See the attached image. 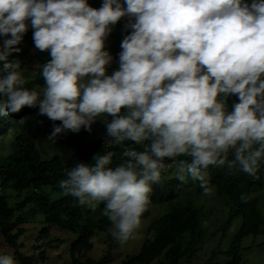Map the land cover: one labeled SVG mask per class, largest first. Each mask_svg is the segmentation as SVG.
<instances>
[{
  "label": "clouds",
  "instance_id": "9594fccd",
  "mask_svg": "<svg viewBox=\"0 0 264 264\" xmlns=\"http://www.w3.org/2000/svg\"><path fill=\"white\" fill-rule=\"evenodd\" d=\"M124 18L118 68L109 72L106 41ZM29 28L35 49L50 56L34 69L43 85L32 87L20 62L9 61ZM0 38V117L38 108L60 122L49 140L91 132L101 120L105 145L122 146L119 164L113 151L99 152L58 182L80 206L102 203L120 244L135 238L165 160L178 180L205 190L210 167L227 163L256 178L264 164V0H102L99 8L0 0ZM0 264L18 261L0 253Z\"/></svg>",
  "mask_w": 264,
  "mask_h": 264
},
{
  "label": "trees",
  "instance_id": "16d2710c",
  "mask_svg": "<svg viewBox=\"0 0 264 264\" xmlns=\"http://www.w3.org/2000/svg\"><path fill=\"white\" fill-rule=\"evenodd\" d=\"M88 3L93 8H99L102 0H88ZM126 22V18L119 21L106 41L107 50L117 61L120 43L127 34L124 31ZM2 43L3 38H0V44ZM23 46L25 49H21ZM18 47L21 51L13 53L9 61L20 62L21 68L25 69L29 77L28 87L43 85L38 70L28 68L25 60L32 54L39 64H43L50 56L47 52L35 49L31 28ZM117 68L118 64H114L108 71ZM235 100L236 97H232L229 103ZM54 123L60 122H53L46 116L39 115L38 108L25 107L19 113L0 117V191L16 192L19 198L18 202L11 205L9 195L0 193V234L14 249V258L18 264H36L31 255H25L21 251L23 244L19 243L26 232L23 225L32 222L45 225L42 232L44 237H50L53 227L77 235L69 249L70 264L105 263L111 259V248L115 246L116 240L109 234L111 224L106 216L98 221L92 219L95 213L103 212L104 205L101 203L94 210L80 206L75 197L61 195L58 182L65 178L66 169L77 162H91L99 152L103 154L113 151L116 154L113 165L119 164L122 146L105 145V126L102 123L96 129L92 127L91 132L81 129L79 133L68 131L58 134V137L69 141L71 145L65 152L52 155L48 148L53 147V141L49 140L48 135L52 132ZM126 143L138 151L142 150L141 145ZM181 158L187 159H177ZM232 158L229 153L228 159ZM165 163L167 170L162 172L161 181L152 186L151 203L141 219L150 215L154 205L170 203L171 209L151 223L139 254L126 256L120 264H180L204 234L200 211L193 198L207 195L213 189L217 196L224 198L229 207L223 230H228L235 219H242V226L228 251L234 255L228 264H240L243 258L239 249L243 239L260 233L264 224V217L259 209L260 199L257 198V195L264 192V164L260 165L256 178L235 167L229 168L227 163L210 167L206 175L208 184L205 190L199 181H193L190 177L185 181L178 180L176 168L172 170L176 165L170 160H165ZM168 170L171 171L167 172ZM46 189H51L56 194H51ZM242 195L244 199L241 198ZM98 233L108 237L110 247L101 261L96 262L84 256L93 249L94 237ZM214 256L215 253L212 257Z\"/></svg>",
  "mask_w": 264,
  "mask_h": 264
},
{
  "label": "rangeland",
  "instance_id": "374dc122",
  "mask_svg": "<svg viewBox=\"0 0 264 264\" xmlns=\"http://www.w3.org/2000/svg\"><path fill=\"white\" fill-rule=\"evenodd\" d=\"M21 49H25V46ZM25 61L28 68L37 71L34 69L39 63L32 57V54H29ZM114 64H118V61L115 59H113L112 65ZM102 123L101 120H97L92 127L96 129ZM52 141L53 147L48 148L50 154L65 152L68 150L67 147L71 145L69 141H64L62 137L58 136ZM175 168L172 167V170ZM169 171L171 170L167 172ZM46 190L51 194H56L52 193L51 189ZM2 192L9 195V203L11 205L18 202L19 198L16 192L9 190H2ZM2 192L0 191V193ZM257 198L260 199L259 209L264 217V192L257 195ZM193 199L195 206L200 211V221L204 234L195 242L194 250L191 251L190 255L184 257L180 264H228L234 257L228 251L231 249L232 243L242 226L241 217L235 219L228 230H223L227 222L229 210L224 198L217 196L215 189H213L209 194L198 195ZM170 209V203L154 205L150 215L141 219V226L137 230L135 238L129 239L124 244L116 241L115 246L111 248V259L101 264H120L126 256L139 254L151 223L170 211ZM104 217L103 212H98L92 216V219L98 221ZM23 227H25L26 232L19 240V243L23 244L21 251L25 255H31L36 264H70L69 249L71 243L77 238V235L67 230L53 227L50 231V237H44L42 232L45 225L36 222L26 223ZM94 241L93 249L84 257L99 262L108 253L110 242L108 241V237L103 233H98L94 237ZM239 252L243 258L240 264H264V224L261 227L260 233L249 235L243 239ZM0 253H11L14 256V249L6 243L1 234ZM213 253H215L214 258L212 257Z\"/></svg>",
  "mask_w": 264,
  "mask_h": 264
}]
</instances>
